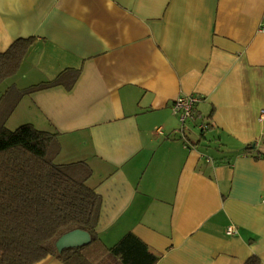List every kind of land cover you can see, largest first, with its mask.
<instances>
[{"label":"crops","instance_id":"1","mask_svg":"<svg viewBox=\"0 0 264 264\" xmlns=\"http://www.w3.org/2000/svg\"><path fill=\"white\" fill-rule=\"evenodd\" d=\"M261 27L264 0H0V52L34 37L0 83L5 126L57 133L55 161L90 167L95 260L130 232L155 264H264ZM66 70L70 88L3 96ZM188 94L201 135L172 112Z\"/></svg>","mask_w":264,"mask_h":264},{"label":"trees","instance_id":"2","mask_svg":"<svg viewBox=\"0 0 264 264\" xmlns=\"http://www.w3.org/2000/svg\"><path fill=\"white\" fill-rule=\"evenodd\" d=\"M33 41L32 36L18 38L0 52V83L18 70ZM67 72L72 73L66 70L21 90L9 86L3 96L13 95L17 100L55 85L70 88L64 81ZM7 114L0 112V264H35L47 256L64 264H155L158 257L130 232L103 248L100 260L94 259L101 246L96 227L102 198L87 184L90 167L83 161L56 162L60 151L57 133L30 123L7 128ZM74 228L87 231L90 243L58 252L56 239ZM245 264H256V259Z\"/></svg>","mask_w":264,"mask_h":264},{"label":"built area","instance_id":"3","mask_svg":"<svg viewBox=\"0 0 264 264\" xmlns=\"http://www.w3.org/2000/svg\"><path fill=\"white\" fill-rule=\"evenodd\" d=\"M261 30H264V27H261ZM199 101L200 97L196 94L179 96L172 105V112L178 117L181 126L188 120H198L199 122H197L196 126L197 130L199 134H203L207 130L208 124L202 118H199L194 111ZM226 233H236L235 226L233 224L228 225Z\"/></svg>","mask_w":264,"mask_h":264},{"label":"water","instance_id":"4","mask_svg":"<svg viewBox=\"0 0 264 264\" xmlns=\"http://www.w3.org/2000/svg\"><path fill=\"white\" fill-rule=\"evenodd\" d=\"M91 241L87 231L80 228H74L61 234L55 241V247L58 252L66 248H79L89 244Z\"/></svg>","mask_w":264,"mask_h":264},{"label":"rangeland","instance_id":"5","mask_svg":"<svg viewBox=\"0 0 264 264\" xmlns=\"http://www.w3.org/2000/svg\"><path fill=\"white\" fill-rule=\"evenodd\" d=\"M10 98H11V97H10ZM0 112L4 114V112H3L2 110H0ZM194 130H195V132H194L193 134H195L196 132H199V131L196 130V129H194Z\"/></svg>","mask_w":264,"mask_h":264}]
</instances>
